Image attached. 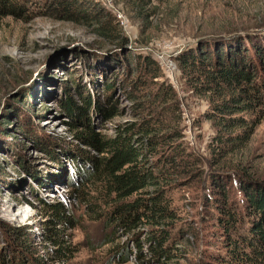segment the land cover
<instances>
[{
	"label": "rangeland",
	"instance_id": "374dc122",
	"mask_svg": "<svg viewBox=\"0 0 264 264\" xmlns=\"http://www.w3.org/2000/svg\"><path fill=\"white\" fill-rule=\"evenodd\" d=\"M82 2L102 17L65 21L52 0H28L20 15L0 18V256L21 264L219 263L224 241L213 204L237 203V171L264 183V120L245 141L219 148L213 138L227 131L206 118L207 96L194 92L178 59L205 40L218 48L264 33V0H162L144 6L154 11L145 19L119 0ZM86 98L101 138L152 117L157 138L132 132L131 141L139 166L158 170L163 161L167 173L128 200L161 190L170 217L123 227L99 186L81 184L85 157L99 155L75 139L81 120L68 111ZM44 202L59 203L67 222L51 226ZM47 230L66 248L60 258ZM157 231L168 235L161 255L147 242Z\"/></svg>",
	"mask_w": 264,
	"mask_h": 264
},
{
	"label": "trees",
	"instance_id": "16d2710c",
	"mask_svg": "<svg viewBox=\"0 0 264 264\" xmlns=\"http://www.w3.org/2000/svg\"><path fill=\"white\" fill-rule=\"evenodd\" d=\"M119 1L129 13L141 19L154 13L152 10L151 13L146 12L144 6H151L154 2L162 4V0ZM27 2L28 0H0V18L20 15ZM52 3L61 20L89 23L96 16H101V8L94 14L82 0H52ZM152 6L154 9L155 5ZM105 16L114 20L106 11ZM256 33L247 32L243 36L226 38L223 40L226 42L218 48H214L212 44L215 38L211 41L205 40L198 48L178 59L181 71L188 70L191 75L194 92L207 96L206 118L213 121L214 127L227 131L225 139L222 140L218 136L213 138L219 148L226 142L245 141L254 127L264 120V33ZM143 61L152 63L147 57L143 58ZM157 73V69L150 70L152 77ZM131 84V87H137L136 81H131ZM82 101L83 105L75 107L77 109H74L72 114L68 111L73 118L81 120L74 137L96 150L99 156L85 157L88 168L86 173L81 172L79 175L81 184L99 186L100 193L115 203L116 222L123 227L132 228L139 221L157 224V220L170 217L161 190L146 192L147 197L128 200L143 189L156 185L157 179H163L167 173L168 167L166 168L165 164L164 168L163 161L158 170L139 166L137 159L141 154L131 141L132 132L145 138L148 143L157 138L152 117L137 123L124 124L115 135L101 138L93 132L89 123L88 98ZM168 159L176 168L172 162L174 157ZM235 175L238 180L239 205L232 201L225 205V200L213 204L216 222L223 232L225 252L220 257L221 261L214 264H264V183L247 180V176L244 174V177L239 171ZM214 187L223 189V186L216 183ZM231 202L233 205H230ZM43 204L51 217V220H48L51 226L61 225L66 221L64 209L59 203ZM48 232V238L59 247L56 252L60 258L66 248H61V242L55 232ZM161 233L157 231L147 237L149 249L158 255L163 254L168 240V235ZM21 241L23 242L22 237L18 242L21 247H25ZM13 261H4L0 256V264L22 263Z\"/></svg>",
	"mask_w": 264,
	"mask_h": 264
}]
</instances>
